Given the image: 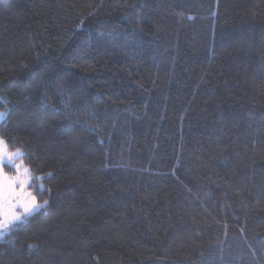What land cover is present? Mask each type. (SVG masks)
<instances>
[{
	"label": "trees",
	"instance_id": "trees-1",
	"mask_svg": "<svg viewBox=\"0 0 264 264\" xmlns=\"http://www.w3.org/2000/svg\"><path fill=\"white\" fill-rule=\"evenodd\" d=\"M0 112V264H264V0H0Z\"/></svg>",
	"mask_w": 264,
	"mask_h": 264
},
{
	"label": "snow or ice",
	"instance_id": "snow-or-ice-1",
	"mask_svg": "<svg viewBox=\"0 0 264 264\" xmlns=\"http://www.w3.org/2000/svg\"><path fill=\"white\" fill-rule=\"evenodd\" d=\"M3 115L0 113V118ZM23 155L20 149L10 152L6 141L0 138V237L12 228L18 227V223L25 222L34 211L43 207L36 203L35 196L27 190L31 180L29 168L24 167L23 163H18L15 164V175H8L3 171L5 165H11L15 159ZM44 204H47V201ZM18 208L22 209V212L17 211Z\"/></svg>",
	"mask_w": 264,
	"mask_h": 264
},
{
	"label": "rangeland",
	"instance_id": "rangeland-1",
	"mask_svg": "<svg viewBox=\"0 0 264 264\" xmlns=\"http://www.w3.org/2000/svg\"><path fill=\"white\" fill-rule=\"evenodd\" d=\"M0 113H1V112H0ZM4 117H5V116L3 115V117L0 118V124L3 122ZM18 160H19V158L15 159V161H14L11 165H5L3 171H4L5 173H7L8 175H15V174H16V167H15V164L20 163V162H18ZM6 168H10V169H11V172H7V171H6ZM30 181H31V180H30ZM30 181H29V184H30ZM29 184L27 185V190H28V191H30V190H29ZM30 192L32 193V191H30ZM32 195H33V193H32ZM36 203L39 204L37 200H36ZM40 209H41V208H39L38 210H40ZM16 210L22 212V209H19V208H18V209H16ZM38 210L34 211V213L37 212ZM34 213H33V214H34ZM33 214H32V215H33ZM29 217H30V216H29ZM27 218H28V217H27Z\"/></svg>",
	"mask_w": 264,
	"mask_h": 264
}]
</instances>
